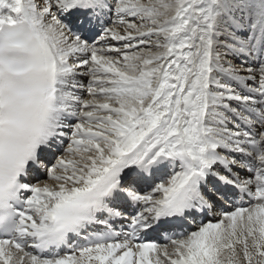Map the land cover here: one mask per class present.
Instances as JSON below:
<instances>
[{
  "label": "snow or ice",
  "instance_id": "snow-or-ice-1",
  "mask_svg": "<svg viewBox=\"0 0 264 264\" xmlns=\"http://www.w3.org/2000/svg\"><path fill=\"white\" fill-rule=\"evenodd\" d=\"M0 237V264H264V0H0Z\"/></svg>",
  "mask_w": 264,
  "mask_h": 264
}]
</instances>
